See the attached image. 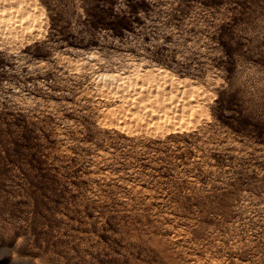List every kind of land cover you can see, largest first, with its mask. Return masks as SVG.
Here are the masks:
<instances>
[{"label": "rangeland", "instance_id": "1", "mask_svg": "<svg viewBox=\"0 0 264 264\" xmlns=\"http://www.w3.org/2000/svg\"><path fill=\"white\" fill-rule=\"evenodd\" d=\"M36 2L0 33V264H264V0ZM131 61L198 90L101 93Z\"/></svg>", "mask_w": 264, "mask_h": 264}, {"label": "bare ground", "instance_id": "2", "mask_svg": "<svg viewBox=\"0 0 264 264\" xmlns=\"http://www.w3.org/2000/svg\"><path fill=\"white\" fill-rule=\"evenodd\" d=\"M36 12H37V2H36V0H0V33L2 34V36H3V34H7L8 36L7 35L6 36L8 38L11 35H13V37H14L15 36L14 34L19 33V32H17L18 28H20V30L21 29H23V30L24 29L34 30V29L39 28L40 27V22L38 20ZM23 26L25 28H23ZM35 33L36 32H34V34ZM26 34L27 33H25V35ZM20 35L22 36L23 34H20ZM13 40L15 41L16 39H13ZM18 41H19V39H18ZM90 57H91V60H92V58L94 56L91 55ZM71 61L73 62V64L76 65V67L86 64V62L83 61V59H79V58L76 59V60L70 59L69 62H71ZM93 80H94L95 84L98 85L99 90H100L101 93H105L106 92L108 94V92H110L112 94V97L119 98L120 100L122 99L121 102L123 101L126 105H127L126 102H130V100H131L130 97H133L136 94H138L136 92H135L136 94L134 93V91H136L135 89H137L135 87V85L139 84L140 81H142V85L143 84H145V85L148 84L149 81H154V83H152V86L154 84L153 88L151 90H150V88H148L149 89L148 91L152 92V94H154V98H152L151 102H152L153 107L156 108V109L155 108L154 109L156 111L158 110V113L166 112L165 110H167V108L170 109L169 105L172 106V104L174 105V103H177V105H180V103H178V101L182 102L184 99H186V97H185L186 95H184L185 93L187 94V93H190L191 91H197L198 90V88H195V87H197V85L193 82V80H191L189 78L179 77L174 72H172L171 70H169V69H167V68H165L163 66L143 67L140 62H136V61L129 62V64L127 65V70L103 71V72H100V73L96 74ZM137 87L139 89L141 87V85L139 84V86L137 85ZM148 87H150V85ZM173 87L175 89V92L176 91H178V92L175 93L173 96H170V94H169L170 93V89H172ZM142 94H144V93H142ZM149 97H153V96L151 95ZM134 98H136V97H134ZM146 99H147V97H146ZM131 101H133V100H131ZM185 101L186 100H184L183 103H185ZM123 102H122V104H123ZM137 105H136V110L139 109L137 107ZM185 105H187V104H185ZM189 106H190V104H189ZM196 106L198 108L199 103L195 104V102H194L193 107L196 108ZM134 107L135 106H133V108ZM193 107L191 105V107L190 108L188 107L186 111H190V109H193ZM131 111L132 112L134 111V113H135V110L134 109L132 110V108H131ZM128 114H130V112H128ZM163 115H164V113L163 114H157L156 116L161 118ZM167 115H168V113H167ZM105 120H107V119H105ZM181 120H179V121H181ZM152 121H154V120H152ZM165 121H167V119ZM182 122H183V120H182ZM104 124H106V123H104ZM153 124H154V122H153ZM154 126H156L155 128L157 130L159 128H164L165 127V126L161 127V124H160V127H158L159 126L158 123H155ZM138 127H140V126H138ZM179 128L180 129L177 130L176 127H174V126L172 127L171 126L170 128H168V127L164 128L165 131H162V132L160 131V132L163 135H164L165 132L166 133H169V132H171V133H175L176 132L177 133L178 131H186L189 128V126L181 125V126H179ZM137 129H139V128H137ZM170 129H172V131ZM133 131L135 132V129H133Z\"/></svg>", "mask_w": 264, "mask_h": 264}]
</instances>
